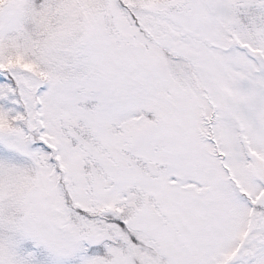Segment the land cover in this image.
Returning a JSON list of instances; mask_svg holds the SVG:
<instances>
[{
    "label": "snow or ice",
    "instance_id": "obj_1",
    "mask_svg": "<svg viewBox=\"0 0 264 264\" xmlns=\"http://www.w3.org/2000/svg\"><path fill=\"white\" fill-rule=\"evenodd\" d=\"M0 264H264V0H0Z\"/></svg>",
    "mask_w": 264,
    "mask_h": 264
}]
</instances>
